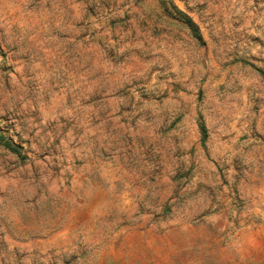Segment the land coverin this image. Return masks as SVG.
<instances>
[{
    "label": "rangeland",
    "instance_id": "rangeland-1",
    "mask_svg": "<svg viewBox=\"0 0 264 264\" xmlns=\"http://www.w3.org/2000/svg\"><path fill=\"white\" fill-rule=\"evenodd\" d=\"M35 1L0 0V264H264V0H140L185 34L114 102L60 95L101 61L38 44Z\"/></svg>",
    "mask_w": 264,
    "mask_h": 264
},
{
    "label": "crops",
    "instance_id": "crops-1",
    "mask_svg": "<svg viewBox=\"0 0 264 264\" xmlns=\"http://www.w3.org/2000/svg\"><path fill=\"white\" fill-rule=\"evenodd\" d=\"M87 2L36 0L31 5V22L35 26L32 38L38 44L42 38L49 40L46 51L53 50L63 59L80 55L95 56L101 61L86 66L78 58L73 68L64 61L62 71L67 78L60 82L61 96L87 100L108 97L107 100L114 102L119 97V89L128 86L138 72L133 63L143 64V52L177 45L180 43L177 35L185 33L177 23L166 24L152 16L140 0L106 2L102 10L107 14L105 19L88 15ZM175 2L180 8L188 6L185 0ZM42 3L47 9L45 14H42ZM24 22L27 21L21 24Z\"/></svg>",
    "mask_w": 264,
    "mask_h": 264
},
{
    "label": "trees",
    "instance_id": "trees-1",
    "mask_svg": "<svg viewBox=\"0 0 264 264\" xmlns=\"http://www.w3.org/2000/svg\"><path fill=\"white\" fill-rule=\"evenodd\" d=\"M178 13L182 16V18L184 19V21L187 22L192 27V23H190V20L184 14H182L180 12H178ZM195 33L196 32L194 31V34Z\"/></svg>",
    "mask_w": 264,
    "mask_h": 264
}]
</instances>
